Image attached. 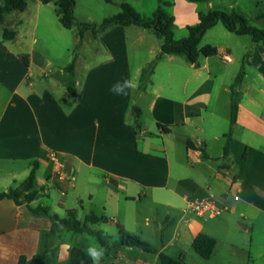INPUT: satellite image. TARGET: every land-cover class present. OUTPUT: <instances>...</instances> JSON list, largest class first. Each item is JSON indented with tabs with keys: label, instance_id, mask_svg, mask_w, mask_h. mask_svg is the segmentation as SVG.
<instances>
[{
	"label": "crops",
	"instance_id": "0c3cea01",
	"mask_svg": "<svg viewBox=\"0 0 264 264\" xmlns=\"http://www.w3.org/2000/svg\"><path fill=\"white\" fill-rule=\"evenodd\" d=\"M35 5L30 9L28 2L20 19H15L18 12H13L0 23V193L24 182L33 162L40 159L37 177L41 175L38 181L45 188L43 195L57 189L63 196L59 206L66 213H77L69 206L70 189L83 204L84 196L94 201V187L103 196L102 214L98 216L94 209L88 215L114 219L113 223L135 234L144 217L132 206L143 204L148 212L146 227L151 226L152 218L160 238L156 242L141 239L159 253L186 261L195 252L193 241L205 234L216 241L213 255L204 259L207 264H264V50L259 60L250 61L258 68L256 82H249L246 73L232 127L233 83L223 84L212 110L211 95L204 93L185 101L164 98L150 90L152 80L140 91L139 100L135 97L137 87L127 89L126 96L117 95L112 91L114 85L128 79L135 83L130 38L143 42L140 27L115 26L97 36L87 31L82 39L78 33L70 39L65 33L69 30L59 21L56 4L55 20L39 0ZM209 5L212 10L230 12L238 0H232L226 9L216 8L213 1ZM5 29L16 32L13 40L4 39ZM55 39L67 55L80 46L86 48L84 56H94L85 64L75 59L78 100L72 108L63 104L69 64H59L50 54L54 50L50 40ZM39 42L42 46L36 48ZM216 48L218 55L227 52ZM23 55L28 56V65ZM144 69L141 66L138 71ZM133 105L142 111L140 130L131 122ZM146 112L156 130L142 121ZM159 125L167 126L169 132ZM228 134L232 135L230 152L224 157ZM181 142L180 148L176 144ZM50 153L58 155L78 186L58 180ZM236 195L239 200H234ZM204 198L229 204L231 210L209 221L188 209L190 202ZM32 220L28 206L0 200V264H16L20 256L45 249L54 252L46 264H69L70 249L85 246V235L63 233L48 238L43 231L30 230ZM159 243L160 248L156 246ZM114 252L123 264H160L158 254L146 257L147 252L139 248L123 247ZM100 264L105 261L101 259Z\"/></svg>",
	"mask_w": 264,
	"mask_h": 264
},
{
	"label": "rangeland",
	"instance_id": "374dc122",
	"mask_svg": "<svg viewBox=\"0 0 264 264\" xmlns=\"http://www.w3.org/2000/svg\"><path fill=\"white\" fill-rule=\"evenodd\" d=\"M27 1L30 4V9H35L36 0ZM166 1L170 2L172 5L167 8V11L176 20L174 33L175 38L180 40L188 36V27L195 26L198 23V14L200 12L212 10L209 5L211 1H213L216 8L226 9L231 6L232 0H209V2H195L193 0ZM76 2L75 17L78 24H101L104 19L119 14L121 12L120 4L122 3L130 4L144 17H151L158 8V0H76ZM0 4H2L1 0ZM42 7L44 11H49L51 13V17L55 20L57 9L55 4L50 6L45 5ZM195 7L196 10L194 9ZM235 10L244 15L249 20V24L251 26L260 29L264 28V21L256 18L259 10L264 11V0H238V5H235ZM15 15V19L21 18L20 12ZM56 25L58 27H62L59 22H56ZM139 29H141L140 31H142L145 35L143 42L138 43L136 38H130V54L133 63L134 81L137 85L135 91L136 100H139L140 87L144 84L142 82V72L138 70L141 66H144V68L149 67L150 64L156 60L157 55L161 53L160 44L163 42L151 34L152 32L143 28ZM40 32L41 29L38 31V38L40 37ZM65 33L70 39L74 38L78 33V27L73 30L65 31ZM52 41L50 40L54 50H52L50 54H52L54 60L59 62V64L63 62H68L66 64H70L77 57L79 63L85 64L94 58L92 54L84 56V49L86 48L80 46L78 48L73 47L71 53L67 55L65 50L59 47L60 41L57 42V39H55L57 43L54 41L52 43ZM207 45L219 47L221 48V52H229L233 63L225 62L222 60L221 55L208 59L201 56L199 59V68H196L188 63L183 57L164 56L160 61H156L155 71L151 76L153 86L150 90L164 98H171L180 101L189 100L194 96L207 93L211 95L210 100L212 110L216 95L219 91L223 90L225 84L234 83L236 76H238L243 68L245 69V73L248 74V81L251 83L256 82L255 76L258 74V68L257 66L250 64V61H256L261 58V51L264 50L263 44L255 45L250 36H237L228 32L222 24H218L215 28L207 32L200 47L203 48ZM41 46L42 44L39 42L36 45V48H40ZM143 101H147V98H144ZM220 117L221 115L219 113L217 116L218 121ZM142 121L153 130H156V126L153 125V118L150 113L146 112ZM192 130H195V127H193ZM176 145L181 148L183 142L177 143ZM38 178L39 180L41 179L40 174H38ZM73 183H75L76 186L79 185L77 180H74ZM91 191L94 195V201L91 202L89 196H84L83 204L75 199L73 189L68 191V198L70 200L69 206L76 208L78 213L77 218L82 222L85 221V218L88 214H90L91 210H98V216H101L102 214L100 205L103 201V196L96 193L94 187ZM62 199L63 196H61L57 189H50L48 195H43L39 200L33 203V206L49 207L61 218H65L67 217V213L59 206V202L62 201ZM132 208H134V210L141 214L144 218L148 215V212L146 211V208H144L143 204H133ZM158 213L164 214V211L158 210ZM144 218L141 219L140 223L134 229L136 230V233L130 234L135 235L140 239L146 238L155 242L158 241L160 233L156 231V223L152 218H150L151 226L146 227ZM207 219L211 221L210 218ZM113 220L114 219H105V221H101L93 227L95 230L103 232L109 239L110 243L117 241L119 238L118 227L116 223H113ZM78 237H80L78 239L82 238V236ZM83 237L86 239L85 246L87 249L94 247L97 250L102 249L103 253H106L105 257L101 258L105 261V264H115V258L118 259L116 264L121 261L119 256H117L114 251L102 248L94 237L89 235H85ZM156 246L160 248L161 244L159 243ZM150 255L151 254L147 253L146 257H150ZM184 262L185 264H207L206 261L195 252H192V254ZM120 264H123L122 261Z\"/></svg>",
	"mask_w": 264,
	"mask_h": 264
},
{
	"label": "trees",
	"instance_id": "16d2710c",
	"mask_svg": "<svg viewBox=\"0 0 264 264\" xmlns=\"http://www.w3.org/2000/svg\"><path fill=\"white\" fill-rule=\"evenodd\" d=\"M43 5L56 4L58 6L57 15L61 25L67 30H73L78 27V35L82 39L85 32L90 31L93 36H97L115 26H138L145 30L152 31L153 34L163 41L161 53L157 55L156 60L145 68L142 72V82L140 91L146 90L151 84V76L155 71L156 61H160L164 56L183 57L188 63L199 68V59L201 56L211 58L218 55L219 51L212 45L200 47L204 36L208 31L215 28L218 24H222L224 28L237 36H250L255 45H264V28L260 29L249 24V20L236 10L230 12L208 10L199 13V21L195 26L188 27V36L184 39L175 38V19L167 11L172 6L166 0H158V8L151 17H144L138 13L130 4H120L121 12L112 17L104 19L97 24L81 23L78 24L75 17L76 0H39ZM195 2H209V0H193ZM27 0H4L0 5V23L3 22L7 14L13 12H23L27 9ZM257 19L264 21V11L259 10ZM16 32L5 29L3 37L6 40H13ZM25 64H29L27 55L22 56ZM65 72L68 76L67 95L63 100V104L67 108H72L78 100V90L75 85V60H73L66 68ZM245 69L236 77L231 86V126L234 127L237 121L239 111V90L245 78ZM132 124L141 129L142 111L139 107H131ZM163 132L168 133L167 126L159 125ZM231 134L227 135V143L224 148V157L230 152ZM43 158V157H41ZM40 166V159L32 164V171L29 177L18 186L0 193V200L11 199L18 206L26 205L30 209L33 220L30 223V230L43 231L48 238L57 237L63 233H72L75 235H89L94 237L102 248L116 251L123 247L139 248L150 254H158L160 264H185L184 260H176L164 253H159L151 244L142 241L135 235L128 233L122 225L117 223L119 238L117 241L110 243L109 239L103 232L95 230L93 227L105 221L95 214L88 215L82 222L77 218L74 210L67 212V217L61 218L54 213L49 207H34L32 204L39 200L45 188L40 185L37 177V171ZM216 241L214 238L205 234L199 235L192 243L193 250L203 259L208 260L213 255ZM87 248L83 245H76L70 249L69 264H93V261L87 254ZM54 254L50 249L35 253L32 256L22 255L16 264H46L49 257Z\"/></svg>",
	"mask_w": 264,
	"mask_h": 264
},
{
	"label": "built area",
	"instance_id": "2783aa9c",
	"mask_svg": "<svg viewBox=\"0 0 264 264\" xmlns=\"http://www.w3.org/2000/svg\"><path fill=\"white\" fill-rule=\"evenodd\" d=\"M221 57L227 63H232L233 61L231 55L228 52L221 53ZM49 157L55 165V174L58 180L71 185V183L74 181V177L67 173L65 166L60 161L58 155L55 153H50ZM234 200H239V196H234ZM188 209L199 217L212 219L229 212L231 210V206L229 204L219 205V203L214 198H204L190 202ZM115 263H117V261Z\"/></svg>",
	"mask_w": 264,
	"mask_h": 264
},
{
	"label": "clouds",
	"instance_id": "9594fccd",
	"mask_svg": "<svg viewBox=\"0 0 264 264\" xmlns=\"http://www.w3.org/2000/svg\"><path fill=\"white\" fill-rule=\"evenodd\" d=\"M136 84L133 83L132 80H124L122 83H117L116 85L113 86L112 91L116 93L117 95H127V89H135ZM87 254L93 261V264H100L101 258L103 257L104 253L103 250H97L96 248H89L87 250Z\"/></svg>",
	"mask_w": 264,
	"mask_h": 264
}]
</instances>
